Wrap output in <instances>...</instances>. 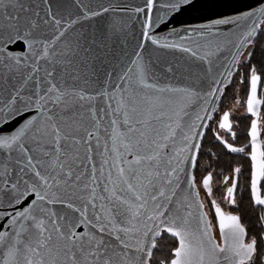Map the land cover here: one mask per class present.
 <instances>
[{"label": "snow or ice", "instance_id": "obj_1", "mask_svg": "<svg viewBox=\"0 0 264 264\" xmlns=\"http://www.w3.org/2000/svg\"><path fill=\"white\" fill-rule=\"evenodd\" d=\"M195 7L0 0V264H264V0Z\"/></svg>", "mask_w": 264, "mask_h": 264}, {"label": "water", "instance_id": "obj_2", "mask_svg": "<svg viewBox=\"0 0 264 264\" xmlns=\"http://www.w3.org/2000/svg\"><path fill=\"white\" fill-rule=\"evenodd\" d=\"M111 3H118L121 8L124 5L138 6L143 4V0H94V6L103 5L105 7L109 6ZM196 7L188 8L186 11L180 13H173L170 15L169 23L167 27H163L157 30L158 34H166L172 28L180 31L182 29L190 28L192 26L206 24L210 22V19L222 18L227 15H237L241 9H246V5L255 4L256 0H195ZM112 15H121V12L118 11L115 14L105 13L104 18H97L100 24H104L107 19H110ZM140 18H143L141 14ZM93 24L96 21L92 22ZM133 31L137 36H139L140 26L138 23L132 24ZM232 26H221V31H230ZM176 38V37H173ZM128 40L131 41V37H128ZM117 46H120L124 43L123 37H117ZM134 44V41H131ZM17 51H26L25 48H21L20 45L15 46ZM169 56L173 55L168 53ZM175 55H180V53H175ZM223 70V65H221L219 71ZM24 117H19L17 121H13V124L22 122ZM8 126H5L4 129L0 131H6Z\"/></svg>", "mask_w": 264, "mask_h": 264}, {"label": "flooded vegetation", "instance_id": "obj_3", "mask_svg": "<svg viewBox=\"0 0 264 264\" xmlns=\"http://www.w3.org/2000/svg\"><path fill=\"white\" fill-rule=\"evenodd\" d=\"M226 92H227V90H226ZM241 98H244V92L243 91H241ZM234 99H235V97L233 95L228 94L226 99L223 102V109L222 110H228L230 107H232L233 103H234ZM233 120L235 122L239 123V128L236 129L238 132V136H239L238 143H245L246 140L244 138V131H245L247 125L249 124V120L246 118V116L244 114V109L242 106L240 107V109L238 111L234 112ZM205 144L213 147V150L218 153V155L220 156V163L222 166L225 167V169H227L229 164H237L238 163V164L243 166L244 173L242 176V180L244 181V187L247 188L249 161L245 157H242V156H237V155L228 156V155H226L224 150L222 149V147L220 145H218V144L213 145L211 143V135L210 134L207 135V138L205 140ZM245 195L247 196V193H245ZM243 213H244L245 220H254L255 219V210L252 209L251 206L247 204V202H245V205L243 208Z\"/></svg>", "mask_w": 264, "mask_h": 264}]
</instances>
